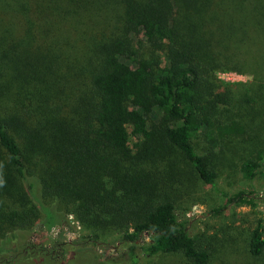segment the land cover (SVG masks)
I'll use <instances>...</instances> for the list:
<instances>
[{
  "label": "trees",
  "instance_id": "obj_1",
  "mask_svg": "<svg viewBox=\"0 0 264 264\" xmlns=\"http://www.w3.org/2000/svg\"><path fill=\"white\" fill-rule=\"evenodd\" d=\"M0 76V252L14 262L60 264L65 241L33 239L42 216L51 231L74 214L84 238L117 233L127 264H208L177 215L182 189L217 188L221 164L264 173V0H0ZM247 246L263 256V221Z\"/></svg>",
  "mask_w": 264,
  "mask_h": 264
},
{
  "label": "rangeland",
  "instance_id": "obj_2",
  "mask_svg": "<svg viewBox=\"0 0 264 264\" xmlns=\"http://www.w3.org/2000/svg\"><path fill=\"white\" fill-rule=\"evenodd\" d=\"M143 39L142 34L134 36L140 49L141 43L145 44ZM218 75L220 79L230 83H246L253 80V77L247 73L231 70L219 72ZM1 79L3 76H0ZM130 140L133 146L138 139L136 135H133ZM195 141L199 142L200 146L204 145L201 139ZM184 168L187 176H192L191 172L189 174V167ZM219 172L217 188L198 182L197 185L190 184L182 189L183 193L179 196L176 209L179 220L186 223L190 233L210 250L212 256L208 264H264V254L261 258L254 259L249 256L247 246L251 230L258 225L259 221L264 223V173L260 172L254 180L249 181L243 179L241 173L233 165L221 164ZM240 190L253 192L255 204L244 206L230 204L227 206V199L222 191L234 194ZM219 207H223V209L221 214L216 215L213 210ZM68 219L69 224L62 226V229H58L57 232L47 231L43 228L41 222L44 220V216L37 225L39 236L33 239L36 242L47 248H51L56 240L66 242L65 258L63 255L57 256L54 260L55 263L62 260L59 262L60 264H70L72 261V264H84L82 259L85 252L91 256L97 255L95 260L97 264H127L130 261L125 248L127 245L119 241L117 233L102 236L98 242H94L84 238L88 231L83 228L74 214H70ZM13 253L14 251L0 252V258L6 259L10 256L13 261L14 257H11ZM76 257L78 258L75 259ZM93 258H88L86 264ZM13 264H54V262L39 259L38 261L21 260ZM139 264L192 263L182 254H172L151 258L142 256Z\"/></svg>",
  "mask_w": 264,
  "mask_h": 264
},
{
  "label": "built area",
  "instance_id": "obj_3",
  "mask_svg": "<svg viewBox=\"0 0 264 264\" xmlns=\"http://www.w3.org/2000/svg\"><path fill=\"white\" fill-rule=\"evenodd\" d=\"M58 229H60V230H61L62 228H60V227H58V228H53V229H52V232H57V231H58Z\"/></svg>",
  "mask_w": 264,
  "mask_h": 264
}]
</instances>
